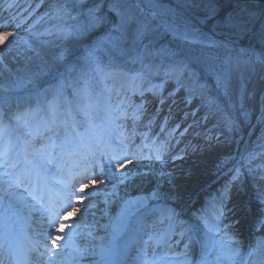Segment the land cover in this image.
<instances>
[{"label":"snow or ice","instance_id":"1","mask_svg":"<svg viewBox=\"0 0 264 264\" xmlns=\"http://www.w3.org/2000/svg\"><path fill=\"white\" fill-rule=\"evenodd\" d=\"M163 12L159 0H92L91 3L89 0H64L57 6L54 18L60 23L53 25V28L62 40L85 38L105 24H110V29L87 45L79 55L71 47H62L52 65H42L38 73H33L26 83L34 89L33 94L27 97L29 101L34 100V104L18 106L11 115L0 110V241H3L0 249H5L6 253L0 256V264H69V261L79 264L87 257H98L92 260V264H125L129 248L115 243L122 235H127L129 239L147 235V241L141 242L153 251L150 258L141 259V264H157V261L160 264H264V238L258 239L244 251L233 223H225L227 214L232 212L227 207L232 187L240 179L242 169L249 173L254 171L253 162L257 159V153L242 155L239 166L232 169L231 179L219 195L213 197L209 206L199 214H193L190 220L181 219L179 211L167 207L179 197L172 184V174L161 167L159 172L151 173L157 177L151 192L122 199L115 217H110L108 224L100 226L111 230L107 246L88 248L78 243V237L85 234L92 236V227L82 225L80 221L89 214L90 209L97 207L93 197L102 195L105 204L111 203V198L118 195L121 186L144 175L133 171L143 154L139 150H132L128 143L130 136L125 132L114 135L115 130L123 127L117 123L122 120L132 122L134 134L143 106L132 105L127 100L113 105L106 99L104 117L102 121L99 120L97 101L89 86L90 77L103 83L114 78L116 73L111 61L105 63L98 53L106 49L127 51L123 46L130 45L138 53L137 59L143 61L149 54L145 41L152 37L156 28L154 22ZM108 14L114 19L110 20ZM67 20L78 22L68 24ZM166 26L181 39H189V32H178L175 25ZM7 27L19 28L20 24H0V28ZM45 34L51 35L52 31L46 30L34 36L38 40L39 36ZM6 37L5 42L0 44V68H6L5 60L9 55L36 52L28 39H19L17 44V33H6ZM261 39L264 40V32ZM211 43L214 45L215 42ZM164 54L177 57L164 69L165 76L175 78L177 83L185 76L195 79L199 73L207 72L215 77L217 87L225 91L229 88L228 60L222 61L220 66L197 67L195 58L181 57L168 50H164ZM253 55L257 62H264V52ZM43 76L50 77L51 81L39 82ZM136 78L133 77V80ZM108 91L106 87L104 92ZM12 128L20 132L14 139L10 135ZM37 138L43 143L40 149H32ZM21 141L25 153L31 150L35 163L28 161L27 156L24 162L13 159L14 154L19 156L17 147ZM166 152V143L153 142L149 159L163 166ZM69 158L75 161L71 168L65 167ZM49 165H54L61 175L56 181L61 185L56 194L47 184L38 186L33 181V175H38L40 170L47 172ZM261 169H264V165H255V170ZM90 176L104 179L93 181L90 186L79 187L77 193L75 186ZM165 177L170 185L168 189L161 182ZM77 194L83 197L78 200L82 205L81 209H77L79 220L69 225L61 213L71 207V198ZM258 199L264 207V193L259 194ZM150 202L157 203L152 206ZM161 203L165 207H160ZM25 210L29 216L33 211L40 213L38 226L42 223L44 227L36 232L40 239L29 238L27 246H13L9 239L13 234L15 219ZM153 215L156 219L149 233L145 231L148 228L146 218ZM234 223L238 225L240 221L235 220ZM155 224L165 226L162 230H155ZM257 226L264 230V211L253 223V227ZM61 232L64 235L56 236L51 245L46 242L54 233ZM196 245L199 246V259L190 260L188 250ZM173 246L183 248L181 252H173L175 259L155 253V248L163 247L167 252ZM141 253L143 257L149 256L144 249H141Z\"/></svg>","mask_w":264,"mask_h":264},{"label":"rangeland","instance_id":"2","mask_svg":"<svg viewBox=\"0 0 264 264\" xmlns=\"http://www.w3.org/2000/svg\"><path fill=\"white\" fill-rule=\"evenodd\" d=\"M62 2L64 0H0V24L9 22L11 24H20L19 28H0V44L4 43L7 39L6 33L15 32L18 37L17 44L19 43V39H28L32 42L33 48L36 49V52L28 51L20 56H7L5 60L6 68H0V88L8 90L11 89L9 85H13L12 88L15 90L11 97L5 100L3 98L1 100L3 103L0 104V110L9 115L16 112L18 106L25 107L29 103H35L34 100L29 101L27 99V97L33 94L34 90L26 81L32 77L33 73H38L42 65H48L47 63L57 55L58 51L64 47L62 45L66 43L65 40L60 39L56 35V31L53 28V25L60 23L54 17L57 6ZM159 3L164 12L154 22L156 28L164 32L166 29L169 30L166 25H175L178 32H189V39L181 40L186 41L187 46H183L185 44L182 42V45L176 47L175 44L171 45L169 41L153 33L152 37L145 41L149 46V54L144 57L143 61L137 59L138 53L133 51L130 45L123 46L127 48V51L106 49L103 53H98L105 63H108L110 60L112 67L113 65L122 66L125 69L126 75L124 79L114 77L103 83L98 82L94 77H90L89 86L92 95L97 101V116L100 121L103 120V105L106 99L113 105L120 100H127L132 105H142L141 118L136 122L134 134L128 141L131 147L136 138L144 137V143L151 142L149 141L151 131L147 128L144 129L141 121L145 120V117L146 119L149 117L147 113L154 112L155 110H157V113L154 116V123H159L167 115L166 111L168 107L171 109H184L183 114L168 115L166 123H163V125L169 124L170 126L177 123L178 127H175L176 132L192 133L193 128L199 124V120L201 119L213 125L219 138H221V147L225 155L220 158L219 163H221V166L218 168V171L204 179L203 184L198 188L197 194L175 201L173 208L182 215L186 214L182 217L185 220H190L193 214H199L202 209L209 206L213 197L219 195L220 190L231 179L232 169L239 166L242 155L257 153V159L253 162L254 171L249 173L244 169L241 170L240 179L234 183L229 199L233 200L234 198L242 197V203L237 204L238 211L240 212L238 219L240 223L238 226L241 229L238 234H240L239 241L242 245V250L247 251L248 247L254 245L258 239L264 238V230L258 226L253 227V223L260 215V212L264 211V207H262L258 199L259 194L264 193V169L255 170V165H264V94L260 114L257 117L260 102V87L262 82H264V62H257L253 55L254 53L259 54L261 51L252 46H244L243 43L248 42L239 39L238 35L243 32L242 27H246V23L252 22L251 25H253L257 21L258 25H260L263 22L264 0H232L228 5V9H225L223 12L224 16L222 18H218L215 12V6H213L215 0H159ZM9 4L12 6L8 7ZM203 4L205 5L203 6ZM229 9L231 10L230 12H228ZM73 15L75 16L76 13L73 12ZM72 22L76 21H66L68 24ZM262 27H264V24ZM100 28L92 31L90 34L93 35ZM109 29L110 27L107 31ZM46 30H51L52 34L41 35L37 40L34 34L45 33ZM171 33L173 32L171 31ZM192 40L201 42L193 43L191 42ZM40 41H43V43H40ZM211 42H215L214 45ZM262 42L259 46L264 50V41ZM252 44L255 43L253 42ZM164 50L176 52L181 57L195 58L198 61L197 67H205L207 65L220 66L222 61L228 60L229 88L225 91L223 88L217 87L215 77L207 72L199 73L195 79H189L185 76L179 83H177L175 78L165 76L164 69L177 57L165 55ZM24 72L29 73L23 75ZM133 77L137 78L133 80ZM40 80V82L51 81V78L48 76L40 77ZM106 87L109 89L107 93L104 92ZM141 92H143L142 96L140 95ZM208 93L212 94L211 100L213 101L208 99ZM204 96H206V99H204ZM219 101L223 105H220ZM193 107L195 108L193 109ZM245 113L247 114L246 116ZM197 116H199V119L196 120ZM77 118L79 119L80 117ZM117 123L126 124L125 120L118 121ZM129 125H132L131 121ZM120 132L121 130L117 129L114 135H118ZM10 135L14 139L20 135V132L18 129L12 128L10 129ZM42 143L43 141L37 138L32 145V149H40ZM195 143L196 139L191 144L192 152L190 151L189 155L192 157L196 156L195 152H193V147L197 146ZM166 144L167 146L169 145L168 143ZM225 144L233 146L235 151L232 153L230 148H227ZM17 151L19 152V156L14 154L13 159H20L21 162H24V158L27 156L28 161L36 162L31 155V150L28 153L24 152L22 141L18 144ZM226 157L228 160L225 159ZM148 158L144 157L140 160H152ZM176 160L180 162L181 158H177ZM74 162L72 158H69L65 167L71 168ZM181 170L183 173H189L188 170ZM60 178L61 175L54 165H49L47 172L40 170L38 175H33V181L38 186L41 182L48 186L52 184L53 189L50 190L53 194L58 193L60 190L61 185L56 183ZM88 178L93 179L95 176ZM99 179H104V177H99L94 181L98 182ZM85 181L81 180L75 186L77 193L79 187L83 185L87 186V182ZM109 187L111 186L109 185ZM122 188L123 186L120 187L114 201L111 200V203L108 204L103 202L104 197L102 195L93 197V202L96 203L97 207L90 209L89 214L80 221L82 225H90L92 227V236L87 237L85 234L84 237H78V243L81 247L93 248L91 244L101 246V242L102 246L103 244H109L111 238L103 233H111V230L100 226L108 224L110 217H115L120 210L122 199L134 198L138 193V190H135L136 193L131 196L119 195L122 192ZM248 193H250V196ZM195 197L198 198L199 203H194V206H190V211H188L189 200ZM79 199H83V197L79 194L74 195L71 198V207L66 211H62L61 215L64 217L66 224L71 225L73 221L79 220L77 209L82 208V205L78 202ZM163 205L161 203L160 207ZM105 212H107V215H104ZM155 219L156 216H149L146 218V223H153ZM40 221L41 216L34 220L32 219V223H34L33 228L37 229V231H33L34 235L44 227L42 223L38 226V222ZM164 226L161 224L157 225L155 226V230H162ZM235 227L236 225H234V230H236ZM28 229V226L22 225L16 231L26 238L23 234ZM62 235H64L63 232L54 233L53 236L47 238L46 242L51 245L52 240L56 236ZM95 235L100 236L95 237ZM42 242L44 241L42 240ZM131 242H134V240H123L121 237L115 243L121 247H128V244ZM139 247L135 248L131 253L127 261L129 262L128 264H141V259L151 257L153 250L149 253L144 246ZM181 247L173 246V249L167 252L163 247H159L155 248V253L157 256H164L166 254L167 257L175 259L173 252H177ZM141 249L147 251L149 256L143 257ZM188 256L190 260H198L199 246L190 247ZM135 260L139 262H135ZM157 264H160V262L157 261Z\"/></svg>","mask_w":264,"mask_h":264},{"label":"bare ground","instance_id":"3","mask_svg":"<svg viewBox=\"0 0 264 264\" xmlns=\"http://www.w3.org/2000/svg\"><path fill=\"white\" fill-rule=\"evenodd\" d=\"M264 94V82H262L260 87V102H259V110L257 112V117L260 114V110L262 107V97ZM185 106V105H184ZM195 107H193L194 109ZM184 109H181L180 111L178 109H171L170 107L167 108V115H165V118L158 122L154 123V116L157 113V110L151 113H147L149 117L144 118L145 120L141 121L142 127L145 129H149L151 131V136L149 138V141L144 143V137L142 138H136L134 140V144H132V150L133 151H141L144 157H150L151 156V148L153 145V142H164L168 143L167 146V152L165 155V164L161 166L159 162H156L155 160H149V161H142L139 160L136 167L133 169V171L140 172L144 175L136 177L134 180H131L128 182L126 186H123L121 189V193L119 195H125V196H131L134 195L135 190H138L137 195H145L152 191L154 188L155 182L157 177H152L151 174L153 171L159 172L160 168L163 167L164 170L168 173L172 174V184L175 186V192L178 195L177 200L185 199L187 196H193L197 194L198 188L203 184V181L205 178L212 176L214 173L218 171V168L221 166V163H219L220 158L224 156L222 141L221 138H219V135L213 125L210 122L205 121L204 119L199 120V124L193 128L192 133L187 132H176L175 127L177 126V123H175L173 126H170L169 124L163 125V123H166L167 116L170 114H176V113H182ZM151 114V115H150ZM183 114V113H182ZM144 116V115H143ZM182 116V115H181ZM199 119V116L196 117V120ZM149 120V121H148ZM126 124L122 123L123 127L120 128L121 132H125L126 134L133 136V127L130 124V121H126ZM128 124V125H127ZM153 124V125H152ZM143 136V134H141ZM138 139V140H137ZM196 139L197 146L193 147V152H195L196 156L192 157L189 155L190 151L192 152L191 144L192 141ZM146 140V139H145ZM227 148H230L232 153L235 151V148L233 146H228L225 144ZM191 148V149H190ZM189 150V151H188ZM207 153V154H206ZM226 153V152H225ZM176 157H180L181 161H177ZM149 159V158H148ZM226 160L227 157L225 158ZM223 163V161H222ZM151 168V169H150ZM181 169L188 170L189 173H183ZM152 171V172H148ZM151 175H149V174ZM99 177L93 178V179H86L85 182H87V186H90L91 183L98 179ZM167 177L163 178L161 181L163 183V186L165 189H168L170 185L166 182ZM40 185H44L43 182L40 183ZM86 186V185H83ZM49 189H53V185L48 186ZM110 189V187H109ZM249 190V188H248ZM103 191V190H101ZM250 196V193H248ZM115 197H112L111 200L114 201ZM132 198V197H131ZM198 198H190V203L188 211H190V206H194L195 204H198ZM242 197L234 198L233 200H228L227 207L228 209H232V212L227 214V219L225 220V223H233L236 225V232L239 233L240 226L234 223L235 220H238L240 217V212L238 211L237 204L242 203ZM152 205H155L157 202H150ZM174 203H169L167 207H174ZM162 207H165L163 205ZM237 207V209H236ZM186 211V210H185ZM187 211V212H188ZM184 212V211H182ZM186 215V214H185ZM185 215L181 214V219ZM40 216V213L33 211L31 213V216H29L28 211H22L19 216L15 219V224L13 226V234L9 239V243L13 246L15 245H26L28 243L29 238L32 239H40V237H36L34 235L33 231H37V229L33 228L34 223H32V219L38 218ZM155 217V215H153ZM28 217V218H25ZM28 226L29 229L23 234L25 237L18 234L16 231L17 228L21 226ZM160 224H155V226ZM153 229V223H148V228L145 229L146 232H151ZM33 234V235H32ZM106 234V236L111 238V233L106 232L103 233ZM100 235H95V237H99ZM240 234H238L239 239ZM122 239L128 240L129 237L127 235H122ZM134 242H131L128 244L129 252L127 260L125 261V264H128L127 262L130 258L131 253L135 250V248L145 247V249L150 253L152 251V248L146 247L145 244L141 242V240L147 241V235H143L141 237H135L133 238ZM27 242V243H26ZM0 243H3L0 242ZM98 244V243H97ZM93 248H99L101 246H96L94 244H91ZM103 246H107L106 244ZM139 247V248H140ZM183 251V248L181 247L178 249L177 252ZM5 253V249H0V256H2ZM96 259V257H87L85 259L80 260L79 264H91L92 260ZM135 262H139L138 260H135ZM69 264L70 261H69Z\"/></svg>","mask_w":264,"mask_h":264},{"label":"trees","instance_id":"4","mask_svg":"<svg viewBox=\"0 0 264 264\" xmlns=\"http://www.w3.org/2000/svg\"><path fill=\"white\" fill-rule=\"evenodd\" d=\"M230 1H232V0H215V3H213L214 4L213 6H215V12L217 13L218 18H222L224 16L223 12L225 11V9H228V5H229ZM91 2H92V0H89V3H91ZM204 5L205 4H203V6ZM230 11L231 10L229 9L228 12H230ZM105 12H107V8L106 7H105ZM108 15H109V19L110 20L114 19V17H112L111 14H108ZM74 21H76V20H74ZM76 22H78V21H76ZM76 22H72L71 24H75ZM256 22L257 21H255L253 25H251L252 22L251 23H246L245 24L246 27H244V26L242 27L243 28V32H241V34L238 35V38L241 39V40H253V41L257 42L258 44H260L262 41H264V40L261 39V33L264 32V30H263L264 27H262L263 24H264V19H263V22L260 25H258V22L256 24ZM107 26L110 27L109 24H105V25L101 26V28L97 32L93 33V35L89 34L85 38H82V39H79V40H77V39L67 40L66 43H64L62 46L71 47L73 49V51H75L77 53V55H79V54H81L83 52V49L87 45L90 44V42L94 38V36L99 34L101 31H103ZM154 34H157L161 38H163L164 40L169 41L171 43V45L175 44L176 47L177 46L179 47L180 45H182V42L185 44L183 46H185V47L187 46V42L186 41H181V40L173 37L172 35H170L166 31L162 32L161 30L155 28ZM53 63H54V57L47 64L48 65H52ZM113 68H114L115 73H116L114 77H120L121 79L125 78L126 73H125V69H123L122 66L118 67L117 65H115V66L113 65ZM28 73L29 72H24L23 75H26ZM43 77H47V76H43ZM43 79H41V80H43ZM9 86L11 87V89H8V90L0 88V102L7 94H10V93L15 91L12 88L13 85H9ZM211 97H212V94L208 93V98L212 99ZM211 101H213V100H211ZM218 103L220 105H223V103L221 101H219Z\"/></svg>","mask_w":264,"mask_h":264}]
</instances>
